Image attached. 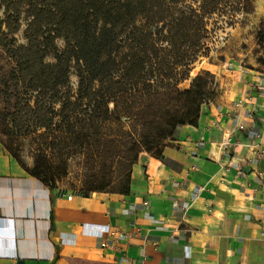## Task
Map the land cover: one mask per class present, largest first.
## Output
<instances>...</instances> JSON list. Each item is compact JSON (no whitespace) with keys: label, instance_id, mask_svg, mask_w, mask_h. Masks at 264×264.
<instances>
[{"label":"trees","instance_id":"16d2710c","mask_svg":"<svg viewBox=\"0 0 264 264\" xmlns=\"http://www.w3.org/2000/svg\"><path fill=\"white\" fill-rule=\"evenodd\" d=\"M218 1L0 0V46L21 87L13 109L0 112V135L14 138L42 129L54 150L64 155L83 149L88 162L91 141L107 143L99 163L109 160L112 169L88 171L79 193H129L140 153L164 159L178 128L197 125L202 106L216 98L209 71L194 76L189 88L178 84L203 54L205 19ZM253 4L241 0V10L252 13ZM22 28L25 42L19 43ZM73 68L76 90L70 84ZM110 123L119 134L103 138ZM4 147L51 189L66 173L47 155L24 166L9 143Z\"/></svg>","mask_w":264,"mask_h":264},{"label":"crops","instance_id":"0c3cea01","mask_svg":"<svg viewBox=\"0 0 264 264\" xmlns=\"http://www.w3.org/2000/svg\"><path fill=\"white\" fill-rule=\"evenodd\" d=\"M231 70L211 71L216 98L164 159L140 153L126 194L58 197L0 142V264H264V78ZM115 227L131 235L101 247Z\"/></svg>","mask_w":264,"mask_h":264},{"label":"rangeland","instance_id":"374dc122","mask_svg":"<svg viewBox=\"0 0 264 264\" xmlns=\"http://www.w3.org/2000/svg\"><path fill=\"white\" fill-rule=\"evenodd\" d=\"M253 5L252 13H246L241 10V0L218 1L215 12L208 14L205 19L207 33L203 41V54L192 64L189 77L178 84L179 88H189L191 79L198 73L219 72L224 65L226 68L233 69L231 71L234 74L240 70L253 71L254 75L259 74L257 76L264 78V0H254ZM23 28L18 33L19 43L25 42ZM57 46L59 49L64 47V41L61 38L57 40ZM231 62L232 66L229 65ZM12 67V60L0 46V112L12 110L14 101L21 92V87L11 78ZM215 80L214 77L213 82ZM70 84L74 90L77 89L78 77L75 68L71 71ZM43 131L41 129L37 133H24L14 138L0 135V142L3 145L9 143L18 153L24 166L32 167L37 157L42 159L45 155L54 162L64 165L66 173L56 180L55 189L65 187L71 192L79 191L84 185L83 181L88 171L112 169L109 160L99 163L100 155L106 154L109 150L106 147L107 143L91 141L88 145V155L91 160L88 162L87 154L83 149L78 148L76 152L72 151L64 155L61 151L54 150ZM102 133L103 138L109 133L119 134L118 128L113 123L103 127Z\"/></svg>","mask_w":264,"mask_h":264},{"label":"built area","instance_id":"2783aa9c","mask_svg":"<svg viewBox=\"0 0 264 264\" xmlns=\"http://www.w3.org/2000/svg\"><path fill=\"white\" fill-rule=\"evenodd\" d=\"M229 65L232 66L233 63L231 62L229 63ZM253 89L259 92L262 91L264 93V82L261 80H258L256 83L253 84ZM245 128L246 126L243 123H241V124H238V126L235 129L244 130ZM235 144H236V140L233 135V130L231 129L225 130V137L222 143L223 149L229 150L232 147H234ZM261 155H262V151L258 150V152H256V157L259 158ZM76 193H79V191L71 192L65 187H59L57 196L58 197L67 196L68 199H71ZM130 235L131 234L128 230L126 231L124 229L115 227L110 231V236H109L110 240L107 238L103 239L101 242V247H106V246H111L113 244H116L119 240L127 238Z\"/></svg>","mask_w":264,"mask_h":264},{"label":"water","instance_id":"95a60500","mask_svg":"<svg viewBox=\"0 0 264 264\" xmlns=\"http://www.w3.org/2000/svg\"><path fill=\"white\" fill-rule=\"evenodd\" d=\"M18 264H23V261H19Z\"/></svg>","mask_w":264,"mask_h":264}]
</instances>
